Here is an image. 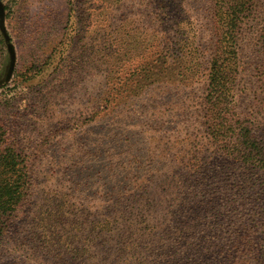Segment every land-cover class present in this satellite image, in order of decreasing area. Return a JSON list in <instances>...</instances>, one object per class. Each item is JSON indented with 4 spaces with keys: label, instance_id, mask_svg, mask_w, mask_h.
<instances>
[{
    "label": "rangeland",
    "instance_id": "374dc122",
    "mask_svg": "<svg viewBox=\"0 0 264 264\" xmlns=\"http://www.w3.org/2000/svg\"><path fill=\"white\" fill-rule=\"evenodd\" d=\"M241 3L0 0V158L27 175L0 264H264V0Z\"/></svg>",
    "mask_w": 264,
    "mask_h": 264
},
{
    "label": "trees",
    "instance_id": "16d2710c",
    "mask_svg": "<svg viewBox=\"0 0 264 264\" xmlns=\"http://www.w3.org/2000/svg\"><path fill=\"white\" fill-rule=\"evenodd\" d=\"M70 5H72L73 0H68ZM246 5H249V0H242V3L239 5V8L243 9V13L246 12ZM0 27L3 33H5L4 29V10L0 4ZM166 33V31H164ZM168 35V34H167ZM173 44L182 43L179 38H175L174 41H172ZM214 49V56L211 58V62L209 63L211 67V77L210 81L213 84H216L213 86V90L221 85L222 78L219 77L220 74L223 73L224 68H227V62L225 58H223L222 54V48L221 43L217 45H213ZM189 55V53H186ZM10 55L11 59H14V52L13 48L10 47ZM185 55V58L189 60V57ZM192 55V54H191ZM190 56V55H189ZM193 57H190L189 63L192 64ZM208 64V65H209ZM219 81V82H218ZM211 85V86H212ZM216 92V91H215ZM221 98H224L222 94L217 91L215 96L213 97V102H216V104L221 100ZM235 145L236 148H241L242 150L239 151L241 159L244 160V163L250 164V161L253 159V155L261 154V152L258 149V144L256 142V138L254 137L253 131L249 129V127H241L240 133L235 136ZM8 155H2L0 158V161L2 162V169L4 173L7 175L10 174L9 180L4 181L2 184H0V231L2 230L3 225L8 220L11 213L15 210L16 205L19 204L22 196L21 188L23 186L22 179L26 177L27 175L24 173V168L20 167L16 163V155L14 151L7 152ZM254 155V159H255Z\"/></svg>",
    "mask_w": 264,
    "mask_h": 264
}]
</instances>
